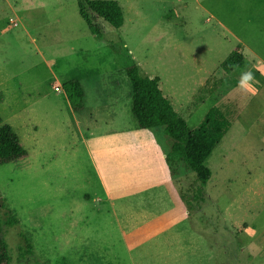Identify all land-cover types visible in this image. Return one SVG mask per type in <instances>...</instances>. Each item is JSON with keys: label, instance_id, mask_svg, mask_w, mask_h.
Wrapping results in <instances>:
<instances>
[{"label": "rangeland", "instance_id": "1", "mask_svg": "<svg viewBox=\"0 0 264 264\" xmlns=\"http://www.w3.org/2000/svg\"><path fill=\"white\" fill-rule=\"evenodd\" d=\"M113 1L123 24L97 20L98 40L76 0H0V120L27 152L0 166L11 264H264V0ZM236 46L244 69L226 75ZM130 65L190 129L212 107L230 122L205 162L202 210L181 201L167 143L137 128Z\"/></svg>", "mask_w": 264, "mask_h": 264}, {"label": "trees", "instance_id": "2", "mask_svg": "<svg viewBox=\"0 0 264 264\" xmlns=\"http://www.w3.org/2000/svg\"><path fill=\"white\" fill-rule=\"evenodd\" d=\"M78 14L86 24L90 34L102 39L100 29L95 25L102 20L113 29H119L123 24V13L120 5L113 0H76ZM236 46L233 52L221 64L224 74L237 73L244 68V58ZM131 88V115L137 128L150 130L160 145L167 143L164 160L181 201L198 211L208 202L205 187L211 178V171L205 165L213 149L221 142L230 128V122L216 107L210 108L202 122L195 129H190L187 123L173 110L168 99L162 94L158 78L141 76L135 65L125 69ZM67 98L70 100L73 112L83 109L84 92L77 82L68 83ZM3 98L0 95V103ZM27 158V152L12 129L0 120V166L16 163ZM182 170L192 179L191 183L181 185L179 179ZM191 194V195H190ZM5 210L4 219L0 216V264H11L8 246L4 239V228L16 227V218ZM216 233V232H215ZM23 237V236H22ZM31 246L26 242L20 249L21 256L31 254Z\"/></svg>", "mask_w": 264, "mask_h": 264}, {"label": "clouds", "instance_id": "3", "mask_svg": "<svg viewBox=\"0 0 264 264\" xmlns=\"http://www.w3.org/2000/svg\"><path fill=\"white\" fill-rule=\"evenodd\" d=\"M251 79H252V77H251L250 73H243L241 75L238 86L243 88L247 84V82L250 81Z\"/></svg>", "mask_w": 264, "mask_h": 264}, {"label": "built area", "instance_id": "4", "mask_svg": "<svg viewBox=\"0 0 264 264\" xmlns=\"http://www.w3.org/2000/svg\"><path fill=\"white\" fill-rule=\"evenodd\" d=\"M56 90H58V89H56Z\"/></svg>", "mask_w": 264, "mask_h": 264}]
</instances>
